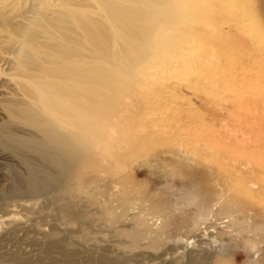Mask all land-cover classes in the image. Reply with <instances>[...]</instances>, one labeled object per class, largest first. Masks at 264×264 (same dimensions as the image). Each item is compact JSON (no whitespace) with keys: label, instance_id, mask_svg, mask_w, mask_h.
<instances>
[{"label":"rangeland","instance_id":"obj_1","mask_svg":"<svg viewBox=\"0 0 264 264\" xmlns=\"http://www.w3.org/2000/svg\"><path fill=\"white\" fill-rule=\"evenodd\" d=\"M233 4L245 7L250 19L237 24V32L247 37L252 22L258 36L235 48L231 41L219 44L222 30L212 29L210 18L189 24L195 29L181 33L173 56L138 75L141 83L121 98L113 145L77 172L69 193L57 192L45 211L50 217L36 216L46 232L52 225L67 231L69 251L93 264H264V167L249 168L246 152L216 155L233 152L224 131L249 136L264 126V59L254 63L264 53V0ZM215 45L220 50L213 51ZM12 165L0 160V194L17 177ZM20 198L10 200L31 202ZM62 200L74 219L53 213ZM25 242L18 234L0 241V251L31 253ZM54 257L51 264H63L65 258Z\"/></svg>","mask_w":264,"mask_h":264},{"label":"bare ground","instance_id":"obj_2","mask_svg":"<svg viewBox=\"0 0 264 264\" xmlns=\"http://www.w3.org/2000/svg\"><path fill=\"white\" fill-rule=\"evenodd\" d=\"M233 1L0 0V160L13 163L17 175L11 190L0 194V241L23 234L32 248L31 253L0 251V264H51L55 254L65 258L63 264H93L91 257L69 251L65 229L52 225L46 232L36 216L50 217L45 211L57 192L69 193L77 172L113 145L121 98L141 83L138 75L173 56L181 33L191 35L189 24L210 18L211 28L222 30L216 34L224 37L219 44L231 41L230 47L258 36L252 22L247 37L237 32L236 25L250 19L247 9ZM255 57L254 63L261 64L264 53ZM251 85L259 90L256 82ZM245 111L247 117L250 110ZM258 126L249 136L240 129L224 131L233 152L216 155L248 154L249 168L252 163L264 167V126ZM53 213L59 219L76 217L64 200Z\"/></svg>","mask_w":264,"mask_h":264}]
</instances>
